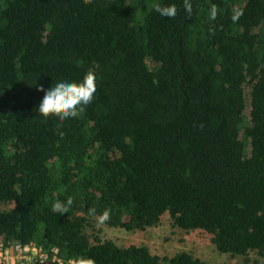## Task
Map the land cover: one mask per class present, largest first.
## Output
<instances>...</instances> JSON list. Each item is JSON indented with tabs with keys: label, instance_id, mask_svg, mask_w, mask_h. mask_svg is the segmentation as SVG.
<instances>
[{
	"label": "trees",
	"instance_id": "1",
	"mask_svg": "<svg viewBox=\"0 0 264 264\" xmlns=\"http://www.w3.org/2000/svg\"><path fill=\"white\" fill-rule=\"evenodd\" d=\"M191 2L188 18L183 0H0V243L95 264H209L90 237L94 207L111 210L109 227L145 230L167 213L218 252L264 256V0ZM88 71L97 90L82 116L58 127L39 114L38 87ZM69 197L68 213L51 211Z\"/></svg>",
	"mask_w": 264,
	"mask_h": 264
},
{
	"label": "clouds",
	"instance_id": "2",
	"mask_svg": "<svg viewBox=\"0 0 264 264\" xmlns=\"http://www.w3.org/2000/svg\"><path fill=\"white\" fill-rule=\"evenodd\" d=\"M85 5H88L92 0H83ZM152 8L160 16L174 19L177 15V7L175 4L162 6L159 2H154ZM183 8L186 16L190 18L193 14V4L191 0H183ZM218 8L213 4L209 10V20L215 21L218 15ZM242 12L233 9L231 19L235 23L239 20ZM210 31L212 29L210 28ZM38 91L44 92L42 101L38 105V112L45 119L48 117H57L59 120L58 127H62L64 121L69 118H78L86 111V106L93 102L94 94L97 90L96 74L93 71H88L80 82H59L45 91L40 86ZM63 135V133H61ZM73 205V198L69 197L66 201L56 200L51 207L54 213L66 214ZM89 216L96 218L97 225H104L111 218V210L105 209L97 216L96 209L88 210ZM80 264H95L94 260L88 259L81 261Z\"/></svg>",
	"mask_w": 264,
	"mask_h": 264
},
{
	"label": "rangeland",
	"instance_id": "3",
	"mask_svg": "<svg viewBox=\"0 0 264 264\" xmlns=\"http://www.w3.org/2000/svg\"><path fill=\"white\" fill-rule=\"evenodd\" d=\"M7 208L8 206L2 205ZM90 237L97 233L102 238L112 239L121 246L131 243L145 244L151 252L158 255H173L178 251H187L209 264H264V256L250 254L249 261L242 256H231L218 252L210 240V235L200 229L185 230L173 225L169 214H164L159 223L145 230L128 231L123 228L97 225L96 221L87 227ZM255 259V260H254ZM257 259V260H256ZM27 264V261H23Z\"/></svg>",
	"mask_w": 264,
	"mask_h": 264
},
{
	"label": "built area",
	"instance_id": "4",
	"mask_svg": "<svg viewBox=\"0 0 264 264\" xmlns=\"http://www.w3.org/2000/svg\"><path fill=\"white\" fill-rule=\"evenodd\" d=\"M80 264V259L63 258L58 248L43 249L36 243H0V264Z\"/></svg>",
	"mask_w": 264,
	"mask_h": 264
}]
</instances>
